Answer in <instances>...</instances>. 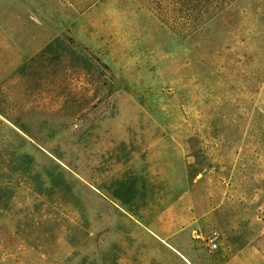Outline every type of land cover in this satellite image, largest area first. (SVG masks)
Here are the masks:
<instances>
[{
    "label": "rangeland",
    "instance_id": "374dc122",
    "mask_svg": "<svg viewBox=\"0 0 264 264\" xmlns=\"http://www.w3.org/2000/svg\"><path fill=\"white\" fill-rule=\"evenodd\" d=\"M180 155L224 202L156 237ZM0 264H264V0H0Z\"/></svg>",
    "mask_w": 264,
    "mask_h": 264
},
{
    "label": "crops",
    "instance_id": "0c3cea01",
    "mask_svg": "<svg viewBox=\"0 0 264 264\" xmlns=\"http://www.w3.org/2000/svg\"><path fill=\"white\" fill-rule=\"evenodd\" d=\"M164 148L167 150V147ZM183 158V155L176 158L149 156L143 162L145 167L141 170V179L143 176L144 189H154L152 184H156L154 187L158 189L157 184L162 182L163 187L169 183L178 191L174 194V201L166 205L161 214L169 216L168 220L161 217L159 221L143 222L145 228L153 231L155 234H151L156 237L170 238L180 230L199 228L203 221L214 218L216 208L224 202L225 189L218 179L205 175L190 180ZM131 173L130 178L137 184L138 172L131 171ZM131 184H127L125 188L130 190ZM123 206L120 202V207ZM171 230L172 234L165 233Z\"/></svg>",
    "mask_w": 264,
    "mask_h": 264
},
{
    "label": "built area",
    "instance_id": "2783aa9c",
    "mask_svg": "<svg viewBox=\"0 0 264 264\" xmlns=\"http://www.w3.org/2000/svg\"><path fill=\"white\" fill-rule=\"evenodd\" d=\"M193 238L194 239H200V236L198 234H194ZM203 241H204L209 252L212 253L218 249V245H217L214 238L208 237L206 239H203Z\"/></svg>",
    "mask_w": 264,
    "mask_h": 264
}]
</instances>
